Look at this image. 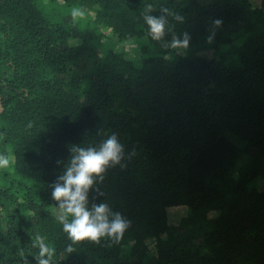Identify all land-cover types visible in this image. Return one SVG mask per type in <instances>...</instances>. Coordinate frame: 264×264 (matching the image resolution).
<instances>
[{
	"label": "trees",
	"instance_id": "1",
	"mask_svg": "<svg viewBox=\"0 0 264 264\" xmlns=\"http://www.w3.org/2000/svg\"><path fill=\"white\" fill-rule=\"evenodd\" d=\"M56 1L0 0V155L14 161L0 169V264H37V235L51 264H264V0H61L85 12L73 25ZM161 7L166 41L190 33L185 54L148 36ZM130 40L144 42L133 58L117 48ZM112 133L125 166L96 202L131 226L67 253L51 185L73 146Z\"/></svg>",
	"mask_w": 264,
	"mask_h": 264
},
{
	"label": "clouds",
	"instance_id": "2",
	"mask_svg": "<svg viewBox=\"0 0 264 264\" xmlns=\"http://www.w3.org/2000/svg\"><path fill=\"white\" fill-rule=\"evenodd\" d=\"M152 6L148 5V13ZM85 12L78 7L71 10L73 20L83 18ZM148 26V36L153 41L161 42L162 47L177 51L178 55L185 54L190 47L191 35L184 31L180 35L172 34L171 40L166 41V26L168 25V9L161 7L160 15H144ZM175 20L183 23L184 17L176 14ZM223 24L222 19L212 21V27L205 37V43L212 44L216 30ZM70 157L64 164L63 172L57 176L51 188V199L56 202V219L62 224L63 231L71 241L66 247L67 253L75 251L73 245L85 240L99 244L102 239L119 243L124 233L131 226V221L120 212L113 211L105 202L97 203L103 193L98 185L103 182L104 174L109 168L120 165L125 157L124 146L119 142L116 133L107 136L98 146L70 149ZM14 161L7 155H0V169H6ZM59 163V162H58ZM90 193H94L90 199ZM38 247L35 257L37 264H51L55 248L45 243L44 238L37 235L33 242ZM21 258L27 261L23 253Z\"/></svg>",
	"mask_w": 264,
	"mask_h": 264
},
{
	"label": "rangeland",
	"instance_id": "3",
	"mask_svg": "<svg viewBox=\"0 0 264 264\" xmlns=\"http://www.w3.org/2000/svg\"><path fill=\"white\" fill-rule=\"evenodd\" d=\"M57 6L60 7V4H62L61 0H57L56 1ZM66 8V7H65ZM57 12H61L62 13V20L65 22V24H70L73 25V23L77 20H73L72 16H71V10H63L61 7L60 9L56 10ZM107 32V31H106ZM144 42L142 40H130V41H125V42H119L117 43V48L122 50V52H124V54L129 57V58H133L135 55H137L136 51H139V47L141 45H143ZM244 149V148H242ZM240 149V156L236 159L234 165H235V169L238 170L243 161H244V155L246 153L245 149L242 150ZM258 185H260V182H258ZM170 212V218L171 220H175V219H179L182 216V210L180 207H174L169 209Z\"/></svg>",
	"mask_w": 264,
	"mask_h": 264
}]
</instances>
